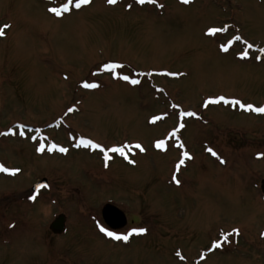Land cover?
Returning <instances> with one entry per match:
<instances>
[{"label":"rangeland","instance_id":"rangeland-1","mask_svg":"<svg viewBox=\"0 0 264 264\" xmlns=\"http://www.w3.org/2000/svg\"><path fill=\"white\" fill-rule=\"evenodd\" d=\"M65 3L0 0V164L20 170L0 171V264H264V113L231 103L264 107V0ZM43 177L53 192L10 229ZM109 201L146 231L104 238Z\"/></svg>","mask_w":264,"mask_h":264},{"label":"snow or ice","instance_id":"snow-or-ice-1","mask_svg":"<svg viewBox=\"0 0 264 264\" xmlns=\"http://www.w3.org/2000/svg\"><path fill=\"white\" fill-rule=\"evenodd\" d=\"M88 2H89V0H75V7H76V8H79V7H81L82 4H84V3H88ZM107 2H108L109 4H115V3L117 2V0H107ZM138 2L141 3V4H143V3H145V0H138ZM149 2L155 3V0H149ZM183 2H184V3H188L189 0H183ZM71 3H72V0H68V3H65V4H63V5L61 6L62 9H63L64 11H68V10H69V5H70ZM50 11H52L53 13H55V14H57V15H60V14H61V9H60V8H55V7H54V8H51ZM4 27L6 28V27H9V26H8V25H5ZM216 31H218V30L215 29V28H209V29H208V32H209V33H215ZM3 34H4L3 29H0V35H3ZM240 39H241L240 36H236V37H235V40H237V41H239ZM244 43L247 45V48H248V49H251V48L254 47V45L249 44L247 41H244ZM222 50L227 51V48H224V47L222 46ZM259 51H260V52H264V48L259 49ZM238 55H239L241 58H247L248 55H249V53H248V51L245 50V51H242V52L238 53ZM256 59L259 60V59H261V57L257 56ZM115 66H116V65H105L106 68H107V67H115ZM123 79L128 80L129 77H128L127 75H125V76L123 77ZM131 82H132L133 84L137 83L136 80H132ZM84 87H86V88H94V87H97V85L94 84V83H85V84H84ZM220 101H223L224 103H229V102H230V101H228L227 99H225V97H222V96H221V97L218 98V100H210V101L206 102L205 106H207V103H218V102H220ZM231 103L234 104V105H239L241 108H245V109L253 110V111H256V112H258V113H264V107H254V106L251 105V104H243V103H241V101H239V100H232ZM71 110H72V109H69V111H71ZM184 114H186V115H195V113H184ZM156 119H158V117H153V121H155ZM21 127H23V126L21 125ZM181 127H183V125H181ZM21 134H23V133H21ZM32 139L35 140L36 137H32ZM82 143H84L86 146L91 145L92 147L100 148L102 151L105 152V159L108 158V157H107V152H108V151L115 152V153H120L121 155H124V149H123V147H117V146H114V147H112L111 149H103L101 145H99V144H94L91 140L82 141ZM163 146H164V141H163V140H160V141H157V142H156V147L161 148V147H163ZM53 147H55V145H53ZM135 147H136L137 149H140L141 151H143V148H142V146H141L140 144L137 143V144L135 145ZM181 147H183V145H181ZM43 150H44V145H43V144H40V146L37 148V151H43ZM207 150H208L213 156H217V155H218V154H217L215 151H213L211 148H209V149H207ZM59 151H61V152H66L67 149L61 147V148L59 149ZM257 155H258V156H264V153H258ZM183 156H184V157H189V153L185 151V152L183 153ZM131 162H134V161H131ZM221 162L223 163L224 161L221 159ZM183 163H184V160L181 159V160L179 161V164L177 165V168H179V165H181V164H183ZM0 171L5 172V173H10V174H15L16 172H18V171H20V170H19V169H10V168H8V167H5L3 164H0ZM173 178L175 179V177H173ZM176 183L179 184L180 181H179L178 179H176ZM41 186H42V185H41ZM30 198H31V199H35L34 196H33V197H30ZM100 230H101L102 232H104V233H105L107 236H109V237H112V238L117 239V240H124V241H127V240L129 239V235L131 234V233H129V234H123V235H121V234H117V233H115V232L108 231L107 229H105V228H103V227H101ZM145 231H146V229H144V228H134V229L131 230L132 233H143V232H145ZM233 231H234V232H238V229H234ZM216 246H217L216 244L213 245V247H216Z\"/></svg>","mask_w":264,"mask_h":264},{"label":"flooded vegetation","instance_id":"flooded-vegetation-1","mask_svg":"<svg viewBox=\"0 0 264 264\" xmlns=\"http://www.w3.org/2000/svg\"><path fill=\"white\" fill-rule=\"evenodd\" d=\"M43 179H46V178L43 177L41 180L36 181L30 187L31 188L30 192L24 193L22 195V197H20L18 200L15 199L14 196H12L11 200L13 202H15V205H14V209L11 210V214L13 215L12 216L13 219L9 220L11 222V224H9L10 225V229L14 228L16 225H18V221L17 220L19 219L20 215H21V218H23V220H27V219L30 218L29 217V213L27 214V212L25 211V208L23 207L24 203H28V204H31V205L34 206V205H36L38 203V199H42L43 198L45 193L53 192V185L51 184L50 180H48V179H46L47 180L46 184H44L41 187L35 188V186L38 183H40ZM263 181L264 180H261L260 191H261L262 197L264 198V194L262 193V190H261ZM33 196L35 197V199H31L30 198V197H33ZM50 203L51 204H56V205H57V203H59V200H58L57 196L54 193H53V197H50ZM109 203H110V201H109ZM18 205H20L21 207L19 206V210L17 211L16 206H18ZM63 215L65 217L64 218V225H62V226L55 225V222L59 219L60 216H63ZM67 216L68 215L66 213H63V212H59L56 215H54L53 220H51L50 223H49V228H50L51 234H49V231L46 229L47 230V235L49 237L54 239V238H57V237L61 238L64 235H66V233L68 231V221H67L68 217ZM98 222H99V225H101V227L107 229L108 231L115 232V233L121 234V235L131 233L129 235V237L134 235V233L131 232V230L133 229L134 226L126 227L128 225V223H129L128 221H127V224H125L124 226L117 227V228H114V227L110 226L109 224H107L106 221L104 220L103 216H102V208H101V218L100 219L98 218ZM98 230L104 236V238H107V240H109V241L113 240L116 243H121V244H124V245L127 243V241L117 240V239H114L112 237L107 236L104 232H102L100 230V228ZM137 234H139V233H137ZM48 241H49V245H51V240L49 239ZM59 243H60V241H59ZM57 246H58V248H60L59 246L62 247V244L60 243ZM60 262H61V264H63V259L62 258H60Z\"/></svg>","mask_w":264,"mask_h":264},{"label":"water","instance_id":"water-1","mask_svg":"<svg viewBox=\"0 0 264 264\" xmlns=\"http://www.w3.org/2000/svg\"><path fill=\"white\" fill-rule=\"evenodd\" d=\"M46 182L47 180L43 179L40 183L35 186V188L41 187V185L43 186L44 184H46ZM262 190L264 192V181L262 182ZM102 216L106 223L114 228L122 227L127 223V217L125 212L111 203H107L103 206ZM64 218V215L60 216L59 219L55 222V225H64Z\"/></svg>","mask_w":264,"mask_h":264}]
</instances>
